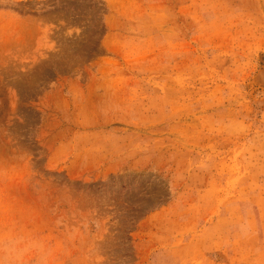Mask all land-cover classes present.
<instances>
[{
	"label": "rangeland",
	"instance_id": "1",
	"mask_svg": "<svg viewBox=\"0 0 264 264\" xmlns=\"http://www.w3.org/2000/svg\"><path fill=\"white\" fill-rule=\"evenodd\" d=\"M0 264H264V0H0Z\"/></svg>",
	"mask_w": 264,
	"mask_h": 264
}]
</instances>
